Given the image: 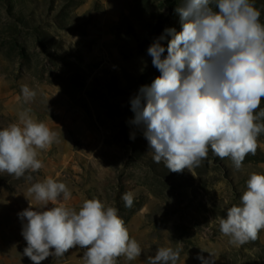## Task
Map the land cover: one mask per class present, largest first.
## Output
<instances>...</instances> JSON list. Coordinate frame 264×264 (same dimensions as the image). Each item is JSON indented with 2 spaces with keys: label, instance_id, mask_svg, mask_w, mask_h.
Instances as JSON below:
<instances>
[{
  "label": "rangeland",
  "instance_id": "obj_1",
  "mask_svg": "<svg viewBox=\"0 0 264 264\" xmlns=\"http://www.w3.org/2000/svg\"><path fill=\"white\" fill-rule=\"evenodd\" d=\"M183 2L0 0V130L30 109L58 133L38 156L40 170L20 178L0 172V264H34L24 255L26 221L19 213L31 204L40 208L28 190L48 177L67 185L69 208L79 211L98 198L118 209L142 252L117 264H146L161 247L181 249L177 264H202L198 255L211 253L215 264H264V230L239 247L219 230L227 210L242 206L251 174H264V133L239 170L209 149L199 167L171 172L164 161L154 162L146 128L134 122L131 101L161 75L148 48L164 35L167 56L172 36L165 29L182 31L176 9ZM252 2L264 23V0ZM23 85L37 93L27 104ZM127 192L131 208L121 199ZM83 255L77 246L41 264H85Z\"/></svg>",
  "mask_w": 264,
  "mask_h": 264
},
{
  "label": "clouds",
  "instance_id": "obj_2",
  "mask_svg": "<svg viewBox=\"0 0 264 264\" xmlns=\"http://www.w3.org/2000/svg\"><path fill=\"white\" fill-rule=\"evenodd\" d=\"M176 11L182 31L165 29L172 36L167 56L162 58L164 35L148 48L161 75L151 86H142L131 101L134 122L145 126L154 162L164 161L171 172L199 167L209 149L220 159L230 157L239 170L247 155L256 154L264 133L261 12L252 0H184ZM21 92L26 104L37 95L28 85ZM30 111H22L18 122L0 130V172L17 178L40 170V152L58 139V133ZM28 191L40 208L30 202L19 216L26 221L21 233L27 243L24 255L34 264L63 257L77 246L86 249L85 264H117L121 256L131 261L141 255L140 244L131 238L117 208L98 198L85 200L79 211L69 208L64 202L72 198L71 191L51 177ZM121 199L126 208L133 206L132 192ZM241 202L219 220L220 232L236 247L256 240L264 230V174H251ZM180 251L161 247L146 264H177ZM197 258L202 264H215L212 253Z\"/></svg>",
  "mask_w": 264,
  "mask_h": 264
},
{
  "label": "built area",
  "instance_id": "obj_3",
  "mask_svg": "<svg viewBox=\"0 0 264 264\" xmlns=\"http://www.w3.org/2000/svg\"><path fill=\"white\" fill-rule=\"evenodd\" d=\"M83 250V253L86 251V249H82Z\"/></svg>",
  "mask_w": 264,
  "mask_h": 264
}]
</instances>
